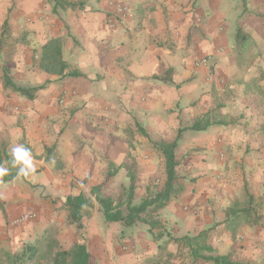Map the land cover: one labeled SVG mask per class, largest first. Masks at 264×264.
Returning a JSON list of instances; mask_svg holds the SVG:
<instances>
[{
  "label": "crops",
  "instance_id": "obj_1",
  "mask_svg": "<svg viewBox=\"0 0 264 264\" xmlns=\"http://www.w3.org/2000/svg\"><path fill=\"white\" fill-rule=\"evenodd\" d=\"M67 1L77 7L54 12L48 0H0V161H11L20 144L36 167L0 183V248L41 235L57 221L46 209L64 210L67 196H90L93 187L126 176L131 144L171 142L180 131L182 191L158 213L166 233L208 230L217 254L264 264V0ZM55 38L65 73L76 76L39 70L41 48ZM11 68L17 86L44 88L32 100L5 89L2 74ZM206 114L220 124L188 129ZM147 168L152 175L154 165ZM242 193L251 212L232 235L228 212ZM31 210L37 222L11 224ZM81 224L85 239L71 246L84 243L89 264H156L166 238L152 243L145 227L135 239L101 218ZM129 238L135 248L121 250L119 240ZM140 239L144 250L136 247Z\"/></svg>",
  "mask_w": 264,
  "mask_h": 264
},
{
  "label": "trees",
  "instance_id": "obj_2",
  "mask_svg": "<svg viewBox=\"0 0 264 264\" xmlns=\"http://www.w3.org/2000/svg\"><path fill=\"white\" fill-rule=\"evenodd\" d=\"M48 1L53 3L54 12L56 7L61 9H74L77 7V4L67 0ZM61 46V41L58 38L47 41L41 48L37 66L40 71L47 75L76 76L74 72L65 73L68 67L62 59ZM1 79L5 89H10L28 100H32L36 93L44 88V85L33 88L17 86L10 78L7 69L3 72ZM214 124H220V122L211 121L210 116L206 114L188 129L191 131H202ZM179 138L180 131L171 142H153L154 148L163 159L165 182L160 191L152 196L143 198L136 204L134 202V177L130 175L128 188L121 187L120 196L116 201L102 192V186L93 187L90 191V196L83 194L67 196L64 207L67 210L69 223L76 225L77 229H81L85 212L92 209L95 202L106 223L119 225L123 229L132 228L138 223H142L149 234L153 236L154 241H160L161 237H166L158 246L159 253L156 256V264H172V261L175 260L181 261V264H195L198 261L209 264H240L237 261H233L230 255H219L216 253L208 243V230L200 232L196 236L174 237L167 233L163 235L161 233V230H163L162 223L159 220L152 219V213L161 210L182 191L183 178L177 175L176 167L178 162L175 157V148ZM49 151L46 149V153ZM45 161L48 162V159H45ZM9 168V174L2 178L3 183L17 176V167L9 166ZM250 203L251 199L248 198L245 204L235 202L229 208L228 213L232 217L229 224L232 235L236 234L240 226L242 227L243 224L248 223L251 212L249 210ZM155 229L159 230L158 235L154 234ZM54 231L52 232L51 229L45 230L34 240L23 243L20 249L15 252L0 249V264H41L43 259H49L51 264H89L90 256L84 243H76L67 249H61ZM171 244L175 246L174 252L168 250V246Z\"/></svg>",
  "mask_w": 264,
  "mask_h": 264
},
{
  "label": "rangeland",
  "instance_id": "obj_3",
  "mask_svg": "<svg viewBox=\"0 0 264 264\" xmlns=\"http://www.w3.org/2000/svg\"><path fill=\"white\" fill-rule=\"evenodd\" d=\"M3 34H6V29L3 30ZM5 43V42H4ZM9 51V50H7ZM8 59V58H7ZM6 59V60H7ZM9 63L8 61H6ZM2 69V67H0ZM10 76L13 73V70L11 68V71L9 72ZM13 82L15 83V80L13 76H11ZM9 91V90H7ZM131 147L133 148V152H131V157L128 160V164L125 165L126 169V176L121 177L118 176L116 177L115 181H108L105 183V185L102 186V192L106 195L114 199L115 201L118 199L121 193V187L123 188H128L130 182H129V176L132 175L134 177V202L137 204L139 203L143 198L147 196H152L156 192L160 191L163 188L164 182H165V175H164V168H163V161L161 155L156 151V149L151 146L150 143L144 142L143 144H135L132 145ZM130 156V155H129ZM151 164L154 165V171L152 175H146V168L147 166H150ZM149 168V167H148ZM147 168V169H148ZM94 201V199H93ZM240 204H245L247 202L246 196L244 194H240L236 196V200ZM56 203V202H55ZM58 203H56L57 205ZM46 210L48 212L55 213L57 217V221H54L53 223L48 222L45 230L51 229L52 232L54 231L55 237L58 241L59 247L61 249L63 248H69L73 242L76 241H83L85 239V234H86V228L87 225H82L83 227L81 229H77L76 225H72L69 223L68 217H67V210L62 207H49ZM159 211L152 213V219L153 220H159ZM37 212L36 211H30V213H26V219L21 223L23 224L24 222H37ZM145 217V216H144ZM101 218L103 220V217L99 211L98 205L94 202V207L92 209H89L85 212L84 217H83V223H88L89 220L91 219H99ZM33 220V221H32ZM161 221V220H160ZM19 224V226H21ZM17 226V225H16ZM17 226V227H19ZM44 230V231H45ZM43 231V232H44ZM127 231V234H130V231L133 233L134 238H141L143 235L147 232L145 225L142 223H138L136 226L125 229ZM167 230H165V225H163V230H161V233L165 235ZM155 235L159 234V230L155 229L154 231ZM124 238V237H123ZM148 240H151V237H148ZM153 238V236H152ZM133 238H129L128 242L126 239L122 242L118 243V247L121 248V250L127 251L129 249L135 248V244L133 243ZM165 240V238L162 239L161 243ZM141 240L140 239V245L138 244V248H142L143 250L148 247L147 243H143L141 245ZM63 242V243H62ZM155 242L152 239V243ZM21 246H19V242L13 244V246L8 247V249H3L6 251L10 252H15L20 249ZM6 248V247H4ZM41 264H51L49 259H43L41 261Z\"/></svg>",
  "mask_w": 264,
  "mask_h": 264
},
{
  "label": "clouds",
  "instance_id": "obj_4",
  "mask_svg": "<svg viewBox=\"0 0 264 264\" xmlns=\"http://www.w3.org/2000/svg\"><path fill=\"white\" fill-rule=\"evenodd\" d=\"M11 166L18 167L17 176H29L35 173L36 167L34 157L31 150L24 145H14L11 148ZM8 161H0V183H3L2 178L9 174L10 168L7 166Z\"/></svg>",
  "mask_w": 264,
  "mask_h": 264
},
{
  "label": "built area",
  "instance_id": "obj_5",
  "mask_svg": "<svg viewBox=\"0 0 264 264\" xmlns=\"http://www.w3.org/2000/svg\"><path fill=\"white\" fill-rule=\"evenodd\" d=\"M126 16H127L126 8H124V7L119 8L118 9V19L123 20V19H125ZM206 62H207V58H204V59L199 60V62H197L196 65H205ZM61 102H63V101L61 100ZM10 110H11V108L7 109V112H9ZM12 111H17V108H12ZM106 121H107L106 119L103 120V122H106ZM25 219H26L25 217H19V218L13 220L11 222V224L14 225V226L19 225Z\"/></svg>",
  "mask_w": 264,
  "mask_h": 264
}]
</instances>
